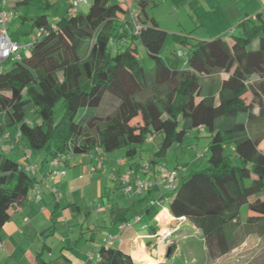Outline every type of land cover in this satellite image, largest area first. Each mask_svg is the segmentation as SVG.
<instances>
[{
	"label": "trees",
	"instance_id": "16d2710c",
	"mask_svg": "<svg viewBox=\"0 0 264 264\" xmlns=\"http://www.w3.org/2000/svg\"><path fill=\"white\" fill-rule=\"evenodd\" d=\"M30 1L51 6L47 0L20 3ZM149 5V0L134 2L137 35L129 21L132 7L111 0H91L85 15L67 6L54 24V18L37 16L32 28L44 33L0 72V140L15 128V143L23 139L30 150L45 151L48 161L63 157L65 167L72 157L98 149L109 154L124 148L131 160L135 147L159 136L150 160L156 166L188 132L203 129L210 139L207 167L181 176L162 196H170L173 220L193 225L216 259L242 242L236 235L240 228L264 226V13L243 17L238 35L229 31L232 42L219 36L189 45L174 35L178 45L188 47L179 68L177 53L168 60L161 56L168 33L148 15ZM134 42L153 62L151 73L139 65ZM214 74L226 77L216 91L201 92V79ZM227 146L237 165L225 155ZM34 176L0 154V241L3 224L27 199ZM154 195L148 191L139 201L147 203L148 224L158 212L148 206ZM159 228L151 225L148 231ZM94 264L135 262L120 246L103 241Z\"/></svg>",
	"mask_w": 264,
	"mask_h": 264
},
{
	"label": "rangeland",
	"instance_id": "374dc122",
	"mask_svg": "<svg viewBox=\"0 0 264 264\" xmlns=\"http://www.w3.org/2000/svg\"><path fill=\"white\" fill-rule=\"evenodd\" d=\"M12 1L14 0H7V3H12ZM47 1L51 5L48 8L41 3L33 1L20 6L17 10L14 7H9L11 10H16L21 17V19L15 20L8 25L9 35L12 41L17 42L20 45H26L28 42L34 41L35 30L32 28V21L39 15H47V20L49 22L52 21L54 17L66 15V4L68 0ZM111 2L118 3L120 1L111 0ZM149 2L150 5L147 8L148 15L157 22L160 29L168 33V37L161 50V56L165 60H168L172 54H176L178 50H181L184 56L179 61V68H182L186 61L188 47L178 45L173 39L174 35L185 38L189 45L198 41H209L219 36L224 37L228 42H232L233 37L229 35V31L235 30L234 37L237 36L240 20L245 16L254 15V7L250 5L249 0H149ZM3 7L4 9H7L6 6ZM78 12L85 15L88 12V7L81 6L78 9ZM21 20H23V22H21ZM134 46L137 51L139 65L146 72L151 73L154 64L148 58L145 49L138 42H134ZM24 53L27 54V50L24 51ZM3 66L5 67V65ZM225 77L226 74H214L211 77H203L201 79V92L204 93L207 89L216 91L221 79H224ZM246 97L249 99L248 95ZM108 106H110L109 109L112 108L111 105ZM7 133H11V140L8 141L7 147L15 144V149L8 151L2 149L0 146L1 155L6 156L11 160L18 161L21 165L25 160H20L19 158L22 157L24 152H28L29 157L32 156V158L40 157L44 159L46 156L45 151L25 150L23 147L25 144L23 139H20L16 143L13 142L12 138L16 134L15 128H9ZM160 139L159 136H153V141L151 143L145 141L142 147H135L137 153L134 158L138 159L140 157L142 161L151 163L150 160L153 154L158 150ZM209 141L208 132L203 129L190 131L185 135L180 144H174L168 151H166L162 159L159 161V164L164 165L168 170L184 167L185 173H181V176L186 174L190 175L193 172L204 170L207 167ZM224 152L225 155L229 156V160H231L234 165L238 164V159L234 156L230 146H227ZM109 155L118 165L116 168L112 167V170L110 169L109 171V173L115 176V179L106 180V188H99V194L96 193V195H94L96 179L88 177L89 167L87 166L90 165V162H88V155L76 156L80 158L84 157L83 162L87 172L85 173L87 175H84L83 177L81 176V182H86V185L84 188L74 186L71 188L70 192L71 194L76 193V197L74 195L73 198H78L77 202L80 205L82 212L80 215L75 216L67 207V203L71 201L66 199L62 200L61 203L63 211L65 212L62 219L63 217L68 218L67 225L69 227V232H65L62 239L58 240V237L54 236L52 240L49 239L46 242V244L52 249V253L54 250V254L51 258H48V255L46 254L47 252L44 251L42 260L46 261V263L52 262L58 258L57 254H59V250L61 246H63L60 245L61 240L65 237H69V234L72 235L75 241L79 240V238L84 241L91 235L98 238V236H101L100 234H104V236L109 234L107 229L101 230L97 228V226L99 225V222H102L105 214H108V212L112 210V207L110 206L116 208L118 198H122V196H119V177L126 174L129 168L137 163L135 162L128 165V162H120L125 157L124 148L115 150L114 152L109 153ZM46 164L48 165V163ZM67 171L68 173L66 177H70L71 169ZM155 178L156 177H152V180ZM123 195H125L124 200L127 201L129 210L126 218L124 221H121L120 224L129 222L130 225L126 226L122 231H116L117 236L115 238L116 240L122 239L123 245L122 247L120 246V249H125L128 252H131V243L133 244V249H135L137 248V242L140 241L138 246L140 247L141 252L139 250L136 251L139 253L140 257H135L133 255L132 257L134 260L141 261L143 264H264V226H261L260 228L259 226H255L251 229L246 227L240 228L236 235L238 238L242 239V242L228 254L213 259L209 256L200 232L194 230L187 222L174 221L169 212L166 211V209H168L170 196L165 195L162 198V203L158 204V212L153 219L157 221L158 218H160L164 225L169 226L167 228L158 229L156 233H148L149 231L146 229L147 221L146 219H143L144 216L142 213L144 206L133 204L132 197L136 196L134 193ZM88 212H90V215ZM137 218H140V220ZM77 221L78 226L76 225ZM243 221L244 211L242 212V222ZM81 229L83 230L81 231ZM163 229H166V231L170 233L166 240H161L160 235L162 234L161 231ZM133 234L139 236L133 240L129 239V235ZM154 239H156L155 242L153 241ZM40 240L42 242V237ZM144 242L147 246L149 245L151 247L148 248L145 246ZM38 247H41V245L38 244ZM158 250L159 252L157 254L156 251ZM23 252L24 251L22 250L17 251L15 253L16 257H24ZM152 252L153 255H159V261H154L148 257L149 253L152 254ZM35 255L34 249H30L29 256L25 257V262L22 264H33V257ZM13 263L21 264L17 263V260ZM13 263H11L6 257L0 261V264Z\"/></svg>",
	"mask_w": 264,
	"mask_h": 264
},
{
	"label": "crops",
	"instance_id": "0c3cea01",
	"mask_svg": "<svg viewBox=\"0 0 264 264\" xmlns=\"http://www.w3.org/2000/svg\"><path fill=\"white\" fill-rule=\"evenodd\" d=\"M119 1H120L118 2L119 4H123L127 7H133L134 2L136 0H119ZM20 2L21 0H14L12 1V3H7L6 8L10 9L11 7H14L17 10L20 6H23ZM249 2H250V5L254 7V14L264 13V0H249ZM66 9H67V6H66ZM16 10L14 11L17 12ZM18 16L19 17L17 20L21 19L19 13H18ZM251 16H247V17H251ZM21 22H23V20H21ZM15 136L12 138L13 142L15 140ZM10 140H11V133H5L2 140H0V146L2 147V149H4L8 145V141ZM2 141H3V144H2ZM23 147L25 150L29 149L26 146V144H24ZM14 149L15 147L13 148V150ZM26 155L28 156V152H24L22 157L19 159L20 160L24 159ZM88 157H89L88 162H90V165L87 166L89 167L88 177L92 179H96L95 181L96 188L94 191V195H96V193L99 194V188H106V184H107L106 180L115 179V176L109 173V171L110 169L112 170V167L116 168L118 165H117V162L109 154H105L99 149L88 154ZM99 157H102L104 159L103 164H100L98 162ZM83 158L84 157L82 158L76 157V156L72 157L67 163V165H65V167L60 166V168L65 171V175L63 177H56L55 179L51 180L47 175L48 165L46 163L48 161V157L45 156L44 159H42L40 157L32 158V156H30L29 160L31 162L36 163L37 165V173L33 177L34 178L33 187H35L36 185L39 187L40 192H41V199L40 200L34 199V190L31 189V191L28 194L27 199L19 206L18 209L13 211L9 220H7L3 224L1 228L0 261L2 259H5L6 257L9 259V261H11V263L17 260V263L22 264L25 262V257L29 256L30 249L33 248L36 254L33 257V260H34L33 264H89V263L94 264L96 260L95 258L97 256V249L103 243L104 239L108 236H112V237L117 236L118 225L120 224L121 221H124V219L126 218L127 212L129 210V205L127 201L124 200L125 195H123L120 187H119L120 189L119 196H122V198L120 197L118 198V203L116 205V208L113 206H110L112 207V210L108 212V214H105L106 219L104 217L102 222H99V225L97 226V228L101 230L107 229L109 231V234L105 236L104 234H100L101 236H98V238L96 236L91 235V236H88V238L84 241L81 238L75 241L72 235L69 234V237H65L63 238V240H61L60 245H63V246H61L59 250V254H57V257H58L57 259L49 263H46V261L42 260L44 251L47 252L46 254L48 255V258H51L52 255L54 254V250L52 253V249L46 244V242L49 239L52 240L54 236H57L58 240L62 239V237L64 236L63 234H65V232H69V227L67 225L68 218L63 217L62 219V216H64L65 214V212L63 211L62 203H61L62 200L66 199V200L71 201L67 203V207L73 212L75 216L80 215L82 212V209L80 208V205L77 202L78 198H73V196L76 193L71 194L70 191H71V188L74 186L84 188L86 185V182L84 181H82L83 183L81 182L82 180L81 176L83 177L84 175H87L86 168L83 162ZM141 161L142 159L140 157L138 159L133 158L131 160L126 159L124 157L123 160H121L120 162L121 163L128 162V165H130L135 162L140 163ZM25 162L27 163L28 160H25ZM92 168L93 170H91ZM69 169H71L70 177H66L68 173L67 170ZM53 184L56 186L57 192L60 194V197L57 199L50 192V187ZM142 198L143 197L141 196L132 197L133 204H139V206L145 207L147 203L139 202ZM123 211H125L124 219L120 218V214ZM166 211L168 212V209H166ZM88 214L90 215V212H88ZM143 219H145V217ZM76 225L78 226V221ZM151 225L156 228L159 226H161V228H165L163 226H166L163 224L160 218H158L157 221L153 220L149 224L147 223V228H146L147 231L149 229V226ZM191 226L194 229V226L193 225ZM82 230L83 229H81V231ZM71 231L73 232L72 229ZM138 236L139 235L133 234V235H129L128 238L133 240L134 238ZM41 237H42V242L40 240ZM153 241L155 242L156 239H154ZM139 242L140 241L137 242V248L135 249H133L132 247L133 244L131 243V248H132L131 252H128L125 249L124 250L122 249V250L128 253L133 259L132 256L137 250L141 252L140 247L138 246ZM38 244H40L41 247H38ZM145 246H147L146 243H145ZM147 247L150 248L151 246L148 245ZM19 250L24 251L23 252L24 257H20V256L16 257L15 253ZM152 251L155 252L154 250ZM153 252L152 254L149 253L148 257L154 261H159V255H153ZM156 252L158 254L159 250ZM133 261L135 262V264H143L141 261H137L134 259Z\"/></svg>",
	"mask_w": 264,
	"mask_h": 264
},
{
	"label": "built area",
	"instance_id": "2783aa9c",
	"mask_svg": "<svg viewBox=\"0 0 264 264\" xmlns=\"http://www.w3.org/2000/svg\"><path fill=\"white\" fill-rule=\"evenodd\" d=\"M91 0H68L67 6L71 13L78 12V9L81 6L88 7ZM7 0H0V72L3 69V65L6 61L12 60L17 61L20 60L24 51H29L31 47V42H28L26 45H20L17 42L12 41L8 25L18 19V13L14 10L4 9L3 6H6ZM254 19V17H251ZM57 20V18L53 19V24ZM129 21L132 26L133 32L135 35L139 32V21H138V10L136 8L129 9ZM51 24V25H53ZM53 27V26H52ZM44 33L43 28H39L35 30V39L39 38ZM183 52L177 51V57L180 59L183 58ZM19 136V133L18 135ZM152 141L151 138L147 139V142L150 143ZM6 149V148H5ZM10 150V148H9ZM29 155L25 156L24 160H28V162L23 165L24 171L29 175L34 176L37 173V167L30 160ZM64 160L63 157H54L49 159L48 163V177L53 180L56 177H63L65 175V171L60 169V165ZM98 162L100 164L104 163V159L102 157L98 158ZM93 170V168L91 169ZM181 173H185L184 167H179V169L174 168L173 170H168L162 164H157L153 166L151 163L146 161H141L138 164H134L133 167H130L126 174L119 177L120 189L123 194L134 193L136 196H142L148 191H153L155 193L154 197H151L148 200L149 207H158V204L162 203V193L164 191H172L176 186L178 180L181 177ZM155 177L156 179L152 180L151 177ZM183 176V175H182ZM34 190V199H41V192L39 187L36 185L33 187ZM50 192L54 197L59 198L60 195L57 193L56 186L52 185L50 187ZM140 220V218H137ZM129 222L121 223L118 225V230L122 231L126 226H129ZM161 240H166V238L170 235L166 229L161 231ZM104 242L109 246H121L123 244L122 239L116 240L115 237L108 236L104 239Z\"/></svg>",
	"mask_w": 264,
	"mask_h": 264
},
{
	"label": "bare ground",
	"instance_id": "6f19581e",
	"mask_svg": "<svg viewBox=\"0 0 264 264\" xmlns=\"http://www.w3.org/2000/svg\"><path fill=\"white\" fill-rule=\"evenodd\" d=\"M133 255H134L135 257H140L138 252L134 253Z\"/></svg>",
	"mask_w": 264,
	"mask_h": 264
},
{
	"label": "water",
	"instance_id": "95a60500",
	"mask_svg": "<svg viewBox=\"0 0 264 264\" xmlns=\"http://www.w3.org/2000/svg\"><path fill=\"white\" fill-rule=\"evenodd\" d=\"M169 252V251H168Z\"/></svg>",
	"mask_w": 264,
	"mask_h": 264
}]
</instances>
